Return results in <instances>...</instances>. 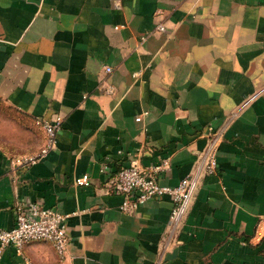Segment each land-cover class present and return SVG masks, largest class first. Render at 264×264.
<instances>
[{
    "label": "crops",
    "instance_id": "1",
    "mask_svg": "<svg viewBox=\"0 0 264 264\" xmlns=\"http://www.w3.org/2000/svg\"><path fill=\"white\" fill-rule=\"evenodd\" d=\"M0 101L40 130L36 151L38 119L62 117L28 167L0 145V229L40 202L67 215L68 235L62 258L33 241L0 264H264V0H0ZM209 125L218 169L175 227L169 197L119 209L110 174L169 158L158 180L175 185Z\"/></svg>",
    "mask_w": 264,
    "mask_h": 264
},
{
    "label": "built area",
    "instance_id": "2",
    "mask_svg": "<svg viewBox=\"0 0 264 264\" xmlns=\"http://www.w3.org/2000/svg\"><path fill=\"white\" fill-rule=\"evenodd\" d=\"M158 29L163 30L164 27L159 25ZM140 118L137 116L136 120L139 121ZM38 123L45 135L43 145L35 155L15 159L16 165L28 167L54 148L57 132L62 125V117L56 115L52 120L38 119ZM207 128L210 133L213 132V137L204 151L203 160L175 185L162 184L158 180V174L168 168L169 158L162 159L154 165L144 166L138 158L133 157L127 165L120 166L110 174L109 186L122 197L119 209L122 212L131 213L151 198L169 197L173 205L169 223L175 227L187 212L200 175L216 173L218 169L219 133L210 125ZM102 171L108 173L105 165ZM75 183L78 186L89 185L90 177L85 173L76 177ZM14 215V224L9 228L0 229V255L8 246H13L16 253L21 255L25 245L33 241H49L60 258L65 255L68 245L65 225L67 215L54 208L45 207L40 202L18 203ZM257 233L260 237H264V217L258 222Z\"/></svg>",
    "mask_w": 264,
    "mask_h": 264
},
{
    "label": "rangeland",
    "instance_id": "3",
    "mask_svg": "<svg viewBox=\"0 0 264 264\" xmlns=\"http://www.w3.org/2000/svg\"><path fill=\"white\" fill-rule=\"evenodd\" d=\"M40 133L28 117L0 101V145L8 148L14 154V159L38 153L39 149H35L40 141Z\"/></svg>",
    "mask_w": 264,
    "mask_h": 264
}]
</instances>
